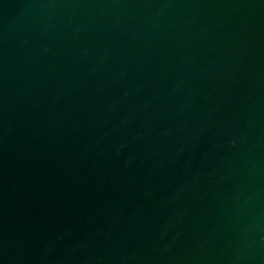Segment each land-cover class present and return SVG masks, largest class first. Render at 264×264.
Listing matches in <instances>:
<instances>
[{
    "label": "water",
    "instance_id": "obj_1",
    "mask_svg": "<svg viewBox=\"0 0 264 264\" xmlns=\"http://www.w3.org/2000/svg\"><path fill=\"white\" fill-rule=\"evenodd\" d=\"M0 264H264V0H0Z\"/></svg>",
    "mask_w": 264,
    "mask_h": 264
}]
</instances>
